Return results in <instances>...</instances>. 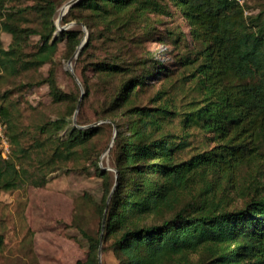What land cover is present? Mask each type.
I'll return each mask as SVG.
<instances>
[{
  "label": "trees",
  "instance_id": "trees-1",
  "mask_svg": "<svg viewBox=\"0 0 264 264\" xmlns=\"http://www.w3.org/2000/svg\"><path fill=\"white\" fill-rule=\"evenodd\" d=\"M7 2L0 0V19H5L0 27L11 34V41L7 48L0 46V70L15 75L51 60L59 40L53 36L56 26L51 20L57 5L53 0H36L24 8L48 17L49 27L38 31L13 22L15 13L22 14L24 9H8ZM85 8L119 14L133 9L145 13L149 23L123 35L114 34L112 40L118 47L125 46L124 52L118 48L113 58L92 64L96 78L107 87L99 119L114 130L110 147L114 173L109 180V172L97 166L104 193L100 234L90 236L80 229L89 247L86 258L74 264H99V247L110 250L114 264H264V194L249 197L231 210H206L204 200L180 204L184 192L180 190L187 188L192 171L216 165L235 172L264 155L262 13L245 15L234 0H170V4L162 0H77L66 16L88 30L79 57L96 37L111 39L103 24L100 29L77 13ZM32 33L39 35L40 45L27 60L24 49ZM59 36L66 38L73 51L84 35L73 29L61 30ZM153 38L170 44V54L178 50L173 66L187 71L184 79L191 86V98L184 104L175 105L169 98H155L151 105L137 102L140 88L156 75H168L167 65L156 54L139 55L130 48L139 47V39ZM124 54L129 56L127 62ZM46 82L53 98H62L52 71ZM85 88L88 91L89 85ZM9 117L8 106L0 104V122L9 143L7 158L0 151V190H13L26 182L44 185L45 178L30 175L24 165L23 157L31 150L17 143ZM66 124L62 116L47 126L41 124L39 130H58ZM95 130L72 127L48 157L68 160ZM191 136L200 137L192 152ZM176 194L177 206L167 211L163 203Z\"/></svg>",
  "mask_w": 264,
  "mask_h": 264
},
{
  "label": "rangeland",
  "instance_id": "rangeland-1",
  "mask_svg": "<svg viewBox=\"0 0 264 264\" xmlns=\"http://www.w3.org/2000/svg\"><path fill=\"white\" fill-rule=\"evenodd\" d=\"M68 1L53 0L57 5L51 17L56 26L53 36H58L59 40L51 60L21 69L15 75L2 74L0 70V104L8 106L10 110V131L18 144L31 150L23 157L24 165L30 175L41 174L45 178L44 185L26 182L13 190H0V264H74L86 258L89 247L80 229L90 236H98L99 233L104 193L103 179L98 174L97 166L108 171L111 176L109 180H112L114 157L110 147L114 130L99 119L107 87L96 78L92 64L103 58H113L118 48H121V53L124 52L125 46L118 47V43L112 40L114 34H126L135 26L148 24L149 20L145 13L133 9H126L120 14L110 10L99 13L91 8L81 9L77 13L97 23L100 29L103 24L107 37L111 39L96 37L82 56H74L77 48L70 50L66 38L59 36V32L81 30L84 35L81 43H84L88 30L66 16L67 10L62 8ZM162 1L170 4V0ZM35 3L36 0H8L7 8L24 9ZM248 8L252 13L261 12L264 17V0H248ZM15 14L13 22L28 30L40 31L49 27L46 21L48 17L39 12L24 9L22 14ZM64 16L68 18L67 22H64ZM3 20L0 19V22ZM12 30L9 29L10 32ZM10 41L11 34L0 27V46L7 48ZM39 45V35L30 34L24 49L25 59H32ZM130 48L139 55L153 52L169 71L166 70L168 75H156L140 88L139 105H151L155 98H169L175 105L190 100L191 86L184 79L187 71L182 66H173L177 60L173 57L177 49L170 54L172 46L155 38L142 42L139 39V47ZM124 58L126 62L129 60L125 54ZM10 60L13 62L12 58ZM17 64L20 63L17 61ZM50 71L62 94L60 99L53 98L46 82ZM182 82L184 84L180 87ZM85 84L89 85L88 91ZM161 91H166L165 95L159 96ZM62 116L67 120L64 127L39 130L41 124L47 126L48 122ZM72 127H95L96 130L88 141L75 148L68 160L57 158L53 161L48 155L54 151L59 140L69 136ZM199 139L197 136L190 137L191 152ZM0 151H3L1 142ZM7 156L6 152L5 158ZM180 191H184L180 198L181 206L204 200L205 209L209 211L239 208L249 197L264 194V155L242 165L235 172L222 170L216 165L194 170L187 188ZM176 199L177 194L171 201L163 203L164 208L173 210L177 206ZM100 260L101 264L115 263L108 248L101 251Z\"/></svg>",
  "mask_w": 264,
  "mask_h": 264
},
{
  "label": "built area",
  "instance_id": "built-area-1",
  "mask_svg": "<svg viewBox=\"0 0 264 264\" xmlns=\"http://www.w3.org/2000/svg\"><path fill=\"white\" fill-rule=\"evenodd\" d=\"M234 1L239 6H241L243 8V11H244L245 15H248V14L251 13V10H249V8L247 7L248 0H234ZM4 128H5V125H3L0 122V142H1V145L3 147L2 156L6 157V152H7V155L9 153V143H8L7 137H6L5 133H4Z\"/></svg>",
  "mask_w": 264,
  "mask_h": 264
},
{
  "label": "water",
  "instance_id": "water-1",
  "mask_svg": "<svg viewBox=\"0 0 264 264\" xmlns=\"http://www.w3.org/2000/svg\"><path fill=\"white\" fill-rule=\"evenodd\" d=\"M77 0H69L68 2H67V6H68V8L70 7V5H72L74 2H76ZM68 10V9H67ZM64 13H62L60 16H59V19H60V17L63 15ZM82 45H83V43H81L79 46H78V48L76 49V52L74 53V56H76L77 54H78V52H79V49L82 47ZM104 221V216H103V218H102V222ZM100 254H101V250H100V247H99V250H98V259H99V264H101V260H100Z\"/></svg>",
  "mask_w": 264,
  "mask_h": 264
},
{
  "label": "bare ground",
  "instance_id": "bare-ground-1",
  "mask_svg": "<svg viewBox=\"0 0 264 264\" xmlns=\"http://www.w3.org/2000/svg\"><path fill=\"white\" fill-rule=\"evenodd\" d=\"M65 9H66V10L68 9L67 4H65V5L63 6V8H62V10H65ZM66 10H65V11H66Z\"/></svg>",
  "mask_w": 264,
  "mask_h": 264
}]
</instances>
